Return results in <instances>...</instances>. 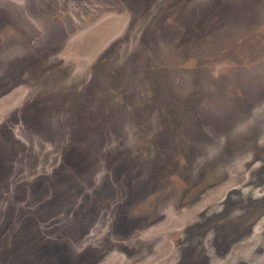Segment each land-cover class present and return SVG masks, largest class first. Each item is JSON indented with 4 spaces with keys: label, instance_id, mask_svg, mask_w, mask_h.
I'll return each instance as SVG.
<instances>
[{
    "label": "rangeland",
    "instance_id": "obj_1",
    "mask_svg": "<svg viewBox=\"0 0 264 264\" xmlns=\"http://www.w3.org/2000/svg\"><path fill=\"white\" fill-rule=\"evenodd\" d=\"M0 264H264V0H0Z\"/></svg>",
    "mask_w": 264,
    "mask_h": 264
}]
</instances>
